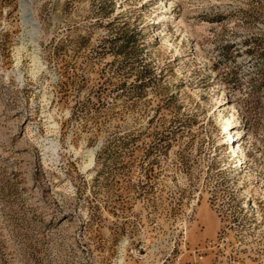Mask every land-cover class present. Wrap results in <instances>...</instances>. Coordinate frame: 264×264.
Segmentation results:
<instances>
[{
	"label": "rangeland",
	"instance_id": "obj_1",
	"mask_svg": "<svg viewBox=\"0 0 264 264\" xmlns=\"http://www.w3.org/2000/svg\"><path fill=\"white\" fill-rule=\"evenodd\" d=\"M0 264H264V0H0Z\"/></svg>",
	"mask_w": 264,
	"mask_h": 264
},
{
	"label": "bare ground",
	"instance_id": "obj_2",
	"mask_svg": "<svg viewBox=\"0 0 264 264\" xmlns=\"http://www.w3.org/2000/svg\"><path fill=\"white\" fill-rule=\"evenodd\" d=\"M168 10L169 9H165L163 11V13L167 12ZM27 17H28V14L23 11L22 12V18H23L24 22L29 23L30 20ZM157 18H158V22L162 25L163 22H164V20H165V18H162L161 16H157ZM229 132L231 133L232 130H229ZM233 147L237 148L236 150L238 151V155L241 156V157H243V155H242V153L240 151V148H239V142H237ZM92 153H93L92 151H89L88 152V157L91 158V159H92V155H93Z\"/></svg>",
	"mask_w": 264,
	"mask_h": 264
}]
</instances>
